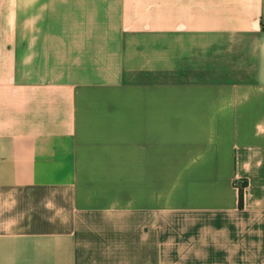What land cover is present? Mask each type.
Returning a JSON list of instances; mask_svg holds the SVG:
<instances>
[{
  "label": "crops",
  "instance_id": "1",
  "mask_svg": "<svg viewBox=\"0 0 264 264\" xmlns=\"http://www.w3.org/2000/svg\"><path fill=\"white\" fill-rule=\"evenodd\" d=\"M0 264H264V0H0Z\"/></svg>",
  "mask_w": 264,
  "mask_h": 264
},
{
  "label": "trees",
  "instance_id": "2",
  "mask_svg": "<svg viewBox=\"0 0 264 264\" xmlns=\"http://www.w3.org/2000/svg\"><path fill=\"white\" fill-rule=\"evenodd\" d=\"M238 206L239 208L243 207V186L239 188V193H238Z\"/></svg>",
  "mask_w": 264,
  "mask_h": 264
}]
</instances>
